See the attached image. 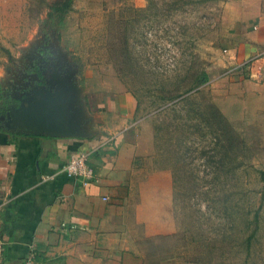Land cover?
Instances as JSON below:
<instances>
[{"label":"rangeland","instance_id":"obj_1","mask_svg":"<svg viewBox=\"0 0 264 264\" xmlns=\"http://www.w3.org/2000/svg\"><path fill=\"white\" fill-rule=\"evenodd\" d=\"M53 1L0 0L5 91L36 86L25 72L41 57L83 89L116 80L153 130L155 165L173 172L177 230L144 264H264V114L229 120L213 100L228 0H73L59 30L44 21Z\"/></svg>","mask_w":264,"mask_h":264},{"label":"crops","instance_id":"obj_2","mask_svg":"<svg viewBox=\"0 0 264 264\" xmlns=\"http://www.w3.org/2000/svg\"><path fill=\"white\" fill-rule=\"evenodd\" d=\"M226 9L230 38L211 66L213 100L229 120L264 114V0H228ZM250 69L262 77L250 78ZM3 79L10 80L1 64L4 89ZM63 80L74 135L0 123V264H22L31 249L41 264H144L155 256V237L177 230L173 172L155 165L153 130L132 92L114 79L89 76L85 89ZM80 150L92 152L96 178L87 185L63 170Z\"/></svg>","mask_w":264,"mask_h":264},{"label":"water","instance_id":"obj_3","mask_svg":"<svg viewBox=\"0 0 264 264\" xmlns=\"http://www.w3.org/2000/svg\"><path fill=\"white\" fill-rule=\"evenodd\" d=\"M33 78L38 80L36 74ZM67 75H60L57 69L39 84L29 89L27 97L7 113L4 124L10 128L39 135L72 136L75 126L72 119L70 100L71 88L64 83Z\"/></svg>","mask_w":264,"mask_h":264},{"label":"built area","instance_id":"obj_4","mask_svg":"<svg viewBox=\"0 0 264 264\" xmlns=\"http://www.w3.org/2000/svg\"><path fill=\"white\" fill-rule=\"evenodd\" d=\"M264 56V53L263 55ZM249 71V70H248ZM249 77L252 79H259L262 77L261 71H249ZM113 136L107 138L106 143H111ZM92 152L88 150H80L70 155L67 162L63 166L65 173L77 180H79L83 185H87L95 181L96 172L91 165L90 155ZM104 200L107 197H103ZM3 251V242L0 238V256ZM22 264H41L35 260L34 251L31 249L28 256L24 259Z\"/></svg>","mask_w":264,"mask_h":264},{"label":"trees","instance_id":"obj_5","mask_svg":"<svg viewBox=\"0 0 264 264\" xmlns=\"http://www.w3.org/2000/svg\"><path fill=\"white\" fill-rule=\"evenodd\" d=\"M73 0H54L47 6V13L45 22L49 21V23L54 24L57 30L58 27L63 22L64 14L70 9ZM38 81L44 80V76L41 72L35 73ZM45 84V83H42ZM20 104V100L15 99L9 95L4 93L3 86L0 82V123L2 124L3 121L6 119L7 113L10 111L11 108L17 107ZM260 181L263 183V190H264V168L259 171Z\"/></svg>","mask_w":264,"mask_h":264},{"label":"flooded vegetation","instance_id":"obj_6","mask_svg":"<svg viewBox=\"0 0 264 264\" xmlns=\"http://www.w3.org/2000/svg\"><path fill=\"white\" fill-rule=\"evenodd\" d=\"M46 60V61H45ZM58 62H55V60H52V61H49V59H44L43 60V58L41 57V58H39V59H37L35 62H34V64L32 65V68H30L29 69V72H25V74H27V75H33V74H35L36 72H41V74L44 76V78H49L52 74H53V70L54 69H57L58 70V72L60 73V75H62V73H61V69H60V66L57 64ZM22 78L23 79H25V77H23L22 76ZM32 78V77H31ZM27 80V79H26ZM25 80V81H26ZM31 80V79H30ZM31 81H33V78H32V80ZM35 84H37V85H39V84H42V83H46L44 80H34L33 81ZM32 82V83H33ZM31 84V82H29V85ZM29 85H27L26 87H24L23 88V93H25L26 91H29V89L31 88V86L29 87ZM28 87V88H27ZM21 91H18V93H13V94H8V93H6L5 92V90H4V93L6 94V95H9V96H11V97H13V98H15V99H18V100H20L19 98L20 97H22V96H20L21 95V93H22ZM12 93V92H11ZM23 95V94H22ZM24 96V95H23Z\"/></svg>","mask_w":264,"mask_h":264}]
</instances>
